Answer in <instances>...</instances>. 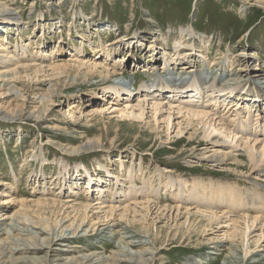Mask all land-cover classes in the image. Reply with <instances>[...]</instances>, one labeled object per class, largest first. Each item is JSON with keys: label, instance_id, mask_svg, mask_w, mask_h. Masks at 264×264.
<instances>
[{"label": "rangeland", "instance_id": "obj_1", "mask_svg": "<svg viewBox=\"0 0 264 264\" xmlns=\"http://www.w3.org/2000/svg\"><path fill=\"white\" fill-rule=\"evenodd\" d=\"M104 25L112 32H100ZM61 66L66 71H52ZM94 66L103 78L87 74L86 68ZM167 69L175 77L180 74V83L166 82ZM0 74L8 75L0 78L3 261L9 252L13 255L15 239H33L20 236L19 229L37 233L29 219L52 231L56 218L81 219L82 211L70 207L79 204L99 214H86L79 237L65 247L54 246L48 259L92 256L104 260L101 264H115L125 257L124 249L152 252V261L144 255L146 264H244L246 249V262L264 264L259 257L264 254V226L252 229L242 242V224L233 231L234 223L224 219L208 222L196 211L210 210L198 209L191 196L198 181L215 189L219 184L264 194V179L256 178L254 169L242 171L245 165L236 168L230 159L220 165L203 161L201 148L211 152L223 145L218 154L229 152L228 158L245 152L233 147L230 154L232 144L222 131L212 136L219 143L205 138L208 126L196 125L192 132L188 119L176 111L183 106L184 111H220L219 119L231 124L236 138L245 136L244 129L258 138L254 161L260 156L264 161V98L251 102L264 90V0H0ZM184 92L198 95L190 98ZM42 95H51V101L42 105ZM87 144L89 149H80ZM243 161L247 164L248 158ZM143 192L152 196V215L142 207L147 202ZM219 200L208 205L228 210ZM45 201L60 204L35 208ZM157 201L161 211L179 206L181 214L157 213ZM255 205L264 210V202ZM107 207L130 209L126 218H112L114 232L126 230L127 239L105 229L112 220L99 211ZM242 215L237 211L232 216L241 222ZM11 223L18 230L12 231ZM145 231L154 238L149 246H127L143 239ZM134 233L141 236L130 239Z\"/></svg>", "mask_w": 264, "mask_h": 264}, {"label": "bare ground", "instance_id": "obj_2", "mask_svg": "<svg viewBox=\"0 0 264 264\" xmlns=\"http://www.w3.org/2000/svg\"><path fill=\"white\" fill-rule=\"evenodd\" d=\"M16 20V19H15ZM100 32L102 33H109V32H112V29L109 27V26H106L104 25L101 29H99ZM182 39V38H181ZM180 39V40H181ZM117 44V43H116ZM27 47V46H26ZM4 49V48H3ZM194 49V48H193ZM9 51V50H8ZM188 55V54H186ZM11 57V56H10ZM169 61V60H168ZM79 62V61H78ZM167 63V61H166ZM169 63V62H168ZM167 63V64H168ZM15 64V63H14ZM39 64V63H38ZM80 64V63H79ZM18 65V64H17ZM83 66V65H81ZM85 66V65H84ZM25 67V65L23 66ZM22 67V68H23ZM27 67V66H26ZM43 67V66H42ZM166 67V66H165ZM164 67V68H165ZM31 68V67H30ZM37 68V67H36ZM79 68V67H78ZM80 69V68H79ZM78 69V70H79ZM107 69V68H106ZM17 70V69H16ZM20 70V68H19ZM25 70H29L28 68H25ZM38 72H41L43 69H36ZM77 70V69H76ZM87 70V74L89 75H98L99 77H102L103 76V71L100 70L99 68H96L95 66L93 68H89L87 67L86 68ZM104 70V68H103ZM15 71V70H14ZM52 71H60V72H64L66 71V67L65 66H61V67H57V68H53ZM81 71V70H80ZM108 71V70H107ZM106 71V72H107ZM168 71V69H167ZM144 72V71H143ZM10 73V72H9ZM19 73V71H16L10 74H13L14 76L17 75ZM83 73V72H82ZM110 74V72H109ZM87 75V76H89ZM168 75L170 76L169 79L166 80V82L171 85V86H174V85H177V83H180V79H177V76L180 75V74H175L176 77L174 76V72L171 70L168 71ZM8 75L7 74H0V78L4 80L5 77H7ZM258 76V75H257ZM256 77V76H255ZM103 78V77H102ZM112 78V77H111ZM219 79L221 81V79H223V76H219ZM237 79V78H236ZM258 79V78H257ZM261 79V78H260ZM204 80V78L202 79ZM124 81V80H123ZM122 81V82H123ZM218 81V80H217ZM197 83V81H196ZM205 83L203 81V83L199 84V86H203ZM13 86V85H12ZM262 86V83L261 84H255V88H258V87H261ZM198 87V86H197ZM15 89V88H14ZM11 91H14V90H11ZM264 90H260L259 93H260V96L259 97H251L252 98V103H258V99L256 98H264ZM13 93V92H12ZM17 93V91H14V94ZM190 93H193V92H184L182 94H187V96H189L190 98H196V96L198 94H194L193 95H189ZM17 95V94H16ZM37 95V94H36ZM35 96V95H34ZM40 99L39 102L42 103V105H44V102L47 101V102H50L51 101V95H42V96H38ZM182 97V96H181ZM180 97V98H181ZM186 97V95H185ZM246 98V97H245ZM249 98V97H248ZM147 100V99H146ZM181 100V99H180ZM178 100V101H180ZM115 101V100H114ZM194 101V100H193ZM249 101V100H247ZM261 101V100H260ZM109 102V101H108ZM112 102V101H111ZM110 102V103H111ZM212 102V101H211ZM182 103V102H181ZM185 103V102H184ZM197 103V102H196ZM115 105V104H114ZM159 105V104H158ZM163 105V104H162ZM183 105V104H182ZM198 105V104H197ZM224 105V104H223ZM222 105V107H223ZM187 106V105H186ZM185 106V107H186ZM189 107H192V105H188ZM195 106V105H193ZM157 110H158V106H156ZM175 107H178L175 106ZM184 107V106H183ZM183 107H178L176 109V111L178 112L177 114L178 115H182L179 116L181 118H187L188 119V122H189V125L191 126V129L192 132L195 133V128H196V125H204V126H208L210 129V132L207 134V130H206V135H205V138H207L208 140L210 141H213L214 143H219L218 141L214 140L215 138H218V137H212L214 134H217V135H222L220 131H222V133L225 135V138L226 139H229L230 140V143L232 144V146L229 147V150H230V154H232V152L234 151V149H232L233 147L237 148V147H240L241 149L244 150L245 154L243 155H240L238 157H235V156H230V158L227 157V154L228 153H224V154H218L220 152V150H223L224 149V146L223 145H220L219 147H221L220 149H215L216 151L212 150L211 152H209L207 150V148H201L202 151L200 152L199 156L202 158L203 161L207 160L211 163H213L214 165H220V164H225L226 161H228V159H230L233 163V165L236 166V168H241L242 166L245 165V167H243V169H241L242 171L246 170V172H251L252 169H254V173H256V178H261V179H264V161L262 159V156L261 159L258 160L257 158V162L254 161V151H256V145H259L260 142H258V139L257 137H255V135H250L246 132V129H244V132H243V135H245L244 137H239V138H236L237 135L236 134H233V128L231 127L230 128V125H227V123H225V121L223 119H219L220 116H218V113L220 111H215L213 112V109L210 110V109H204L206 110H201V111H197V109L195 110L194 108V111L193 110H185L184 111V108ZM188 107V108H189ZM220 107V106H219ZM174 108V107H173ZM183 108V109H182ZM229 108V107H228ZM226 108V109H228ZM161 109V108H160ZM171 109V108H170ZM191 109V108H190ZM199 109V108H198ZM156 110V111H157ZM174 110V109H173ZM209 110V111H208ZM127 111V110H125ZM123 112V111H122ZM132 113V112H131ZM95 114V113H93ZM91 114V115H93ZM176 114V115H177ZM237 114V113H236ZM170 115V114H169ZM133 119H140L142 117V114H140V116H136L134 114H131L130 115ZM229 119V118H228ZM230 120V119H229ZM245 120V119H244ZM243 120V121H244ZM248 120V119H246ZM245 120V121H246ZM231 121H229L230 123ZM237 122V120H236ZM247 122V121H246ZM239 123L240 125V122H237ZM248 125V123H246ZM245 125V124H244ZM234 126V125H233ZM199 127V126H198ZM240 127V126H239ZM172 129V127H171ZM179 131V129H178ZM250 131V130H249ZM241 133V132H240ZM233 134V135H232ZM242 135V134H241ZM247 137V138H245ZM254 138L253 140L251 138ZM188 138H192L190 135L188 136ZM262 143V142H261ZM224 144V143H222ZM90 144H87V146L85 147H81L80 149L81 150H84V149H89L90 148ZM214 147H217V146H213L212 148ZM211 148V147H210ZM233 151H232V150ZM264 149V143H263V147H262V150ZM79 150V149H77ZM246 156V158H248V163L246 164V162L243 161L244 157ZM256 156V155H255ZM258 156V157H259ZM242 161L245 163H242ZM250 170V171H249ZM239 176V175H238ZM255 178V179H256ZM173 179V178H172ZM205 180V179H204ZM101 181V180H100ZM203 181V180H202ZM135 182V181H134ZM201 181H198V182H195L196 184H194L195 187V192H194V196L193 194L191 195L193 197V200H195L196 202L193 203L194 205L197 204V208H207L208 212H200V209L199 211H196V214H202V215H206L205 217L207 218L208 222H217L219 221V218H221L222 220L224 219L225 221H229V222H232L234 223L232 226H230L229 229L233 230V231H236V229L239 227V225L242 224V230H241V235H242V242L244 240V238L246 237L247 233L251 232L252 229L254 230H259L261 228H263L264 226V210H263V207L261 206H258V205H255L256 202H264V194H261L259 193L256 188H252L250 191L245 190H240L237 188V186H234V188H232L231 190L229 189H224V188H221V185L217 184V187L219 188H213V185L209 184V186L207 184H205L204 182V185L202 183H200ZM211 182V181H210ZM209 182V183H210ZM184 184V183H183ZM214 184V183H213ZM236 184V183H235ZM238 184V183H237ZM236 184V185H237ZM205 185L207 187H205ZM211 185V186H210ZM239 185V184H238ZM177 186V185H176ZM181 186V185H180ZM186 186L185 184L183 185V187ZM179 187V186H178ZM182 187V188H183ZM183 190V189H182ZM193 190V189H192ZM191 190V191H192ZM185 191V189L183 190ZM187 191V190H186ZM185 191V192H186ZM194 191V190H193ZM136 192V191H135ZM188 192V191H187ZM144 193V192H143ZM137 194L135 193L133 196L134 198H132L136 203L138 201V198L136 196ZM243 195H245V197H242ZM136 196V198H135ZM143 196V195H142ZM150 196L149 193L145 192L144 193V196L142 197L143 199H147V202H145L144 205H142V207L144 209H146V212L151 214L152 215V207L148 204L150 203ZM179 197V196H178ZM140 198V197H139ZM195 198V199H194ZM205 198V200H204ZM247 198V199H245ZM130 199V200H132ZM153 199V198H152ZM175 199V198H174ZM216 199H220L225 205H226V208L228 210H225V211H220L219 209V205L217 204H214V203H210L211 205H208L209 201H215V202H218L216 201ZM142 200V199H141ZM219 200V202H220ZM53 202V201H52ZM52 202H48V201H45V202H40V203H36L34 204L35 208H39V207H43V206H47V205H50ZM72 202V201H71ZM134 202V203H135ZM185 202V201H184ZM55 203V204H54ZM135 203V204H136ZM58 204H60V202H58ZM57 204V202H53L52 204V207L54 206H59ZM99 205H102V203H98ZM214 204V205H213ZM33 205V204H32ZM157 208V213L158 212H162V211H176V216L177 214H181V213H178L180 208L179 206H176V207H168V208H165L162 209L161 211V207H159V202L157 201V203L154 204ZM33 206V207H34ZM64 207L66 208V204L64 205ZM74 212L76 210H80L82 211L83 213V217L81 219H79L78 221H76V219H72L71 221H68V216H66V220L65 218L62 219V218H56L54 220V223H55V227L52 231H50L48 229V225L45 224L43 227L40 226V224H37L36 223H33L32 220H28L27 219H24L25 221H27L28 224H32L31 226L33 227V229L37 230L36 232L37 233H33L31 231H28V230H20L19 229V235L20 236H27V235H32L33 238L32 240H20L18 241L17 239H15V248L14 249H11V251L13 250V255L10 254V249H8V252H9V257L6 258L5 260H9L8 263L10 264H60V262H62L63 260H65V262L63 264H101V262H104V260L102 259H97L95 261V259L91 258L90 256H81L82 258H78V259H63L64 258V255L62 254H56L55 258L50 260L48 259L50 257V253L52 252L53 250V247L54 246H61V247H65L64 244L66 245V242H68L70 239H74V238H77V236L79 237V234L82 232V230H80V228L83 226L84 222H85V217H86V214H90L91 211H88L89 207L88 206H84V205H74V206H70ZM130 207V206H129ZM165 207V206H164ZM32 208V206H31ZM100 208H104V207H101ZM100 208H98L97 210H100ZM108 208V207H107ZM154 208V207H153ZM196 207L193 208L197 210ZM118 209V208H117ZM244 209V210H243ZM181 210H182V207H181ZM219 210V212H217ZM130 211L129 208H125L124 209H121V211H117L116 209L114 208H108L107 210H104V211H99L100 213H102L104 216L105 219L107 220H112V218L114 219L115 217L116 218H119V219H124V217L126 218L127 215H128V212ZM202 211V210H201ZM237 211H244V215H242L241 217H239V221L241 222H238L237 219H233V214H236ZM187 213L190 212V210H187L186 211ZM98 212H92L91 214L92 215H95L97 214ZM256 213L255 215H250V214H254ZM77 214V213H76ZM99 214V213H98ZM183 214V213H182ZM18 216H26L25 215H21V213H18L17 214V217ZM250 216H254V217H250ZM8 217V216H7ZM26 218V217H25ZM1 219V218H0ZM11 219V218H10ZM187 220V219H186ZM15 221V220H14ZM4 222V220H3ZM114 220H112L111 222V225H107V227L105 228L108 232H113L112 234H115L118 232H114L113 228L114 227H117L114 223ZM17 223V222H16ZM66 223H68L66 225ZM117 223V222H116ZM239 223V225L237 224ZM2 223H0V226H1ZM87 224H90V222H88ZM4 225V223H3ZM22 225V224H21ZM91 226V229L94 228L93 224L91 223L90 224ZM115 225V226H114ZM119 225V224H118ZM10 229L13 231L15 229L18 230V228L14 225V223L10 224L9 225ZM111 227V229L109 228ZM120 227V226H119ZM228 226L226 225H222V228H227ZM104 229V230H105ZM103 230V231H104ZM0 231H1V228H0ZM124 231V232H123ZM85 233V231H83ZM107 232V233H108ZM118 237L120 238V240L123 239V237H125V235L128 234V232H126V230L122 229L120 230V232H118ZM105 234V233H104ZM122 234L124 235L122 237ZM135 234V233H134ZM145 235L142 236L143 239L141 240H138V241H133L131 242L130 244H127V246H140V248H144V246H149L150 243H152L154 241V238L151 237V235H148L149 232L145 231L144 233ZM153 234V233H152ZM261 234H263L264 236V232L261 231ZM47 235V236H46ZM97 235V234H96ZM95 235V236H96ZM110 235V234H109ZM148 235V236H147ZM39 236H43V237H39ZM82 236V235H81ZM85 236V235H84ZM112 236V235H111ZM135 236H141L140 234H135L134 236H128L130 239L131 238H134ZM147 236V237H146ZM155 237V236H154ZM10 238V237H9ZM30 238V239H31ZM11 239V238H10ZM9 239V240H10ZM124 239H127V237H125ZM135 239V238H134ZM138 239V238H137ZM152 239V240H151ZM73 241V240H72ZM12 242V241H11ZM20 242V243H19ZM8 245V244H7ZM9 246V245H8ZM7 250V249H6ZM5 250V251H6ZM123 255H125L124 258H117L116 261H115V264H146L145 261L147 259H144V255H147L149 256V259L150 261H152V252H146V251H136V252H132L131 250H122ZM145 252L147 254H145ZM5 253V252H4ZM4 253H1L0 254V264H3L5 262V260L3 261V257H5V254ZM213 253V252H212ZM249 251L248 250H244V256L243 259H242V262L244 264H250V261L249 262H246L245 260V257L248 255ZM16 254H19V255H22L23 257H19V258H12L14 257V255ZM37 254H43L42 256H38ZM33 255V256H32ZM212 255V254H211ZM214 255V253H213ZM7 257V256H6ZM79 257V256H78ZM95 257V255L93 256ZM257 257V256H256ZM260 259L261 260H264V254H261L259 255ZM259 259V258H258ZM239 261V260H238ZM257 261V260H256ZM109 262V261H108ZM105 264V263H104ZM111 264V263H110ZM226 264V263H224ZM260 264V263H259Z\"/></svg>", "mask_w": 264, "mask_h": 264}]
</instances>
